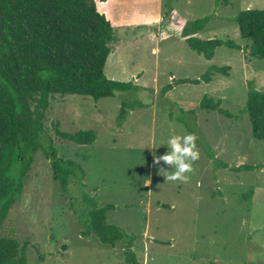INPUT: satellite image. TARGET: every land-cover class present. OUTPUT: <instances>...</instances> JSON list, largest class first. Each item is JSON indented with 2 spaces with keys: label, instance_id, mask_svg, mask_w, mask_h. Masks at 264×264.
<instances>
[{
  "label": "rangeland",
  "instance_id": "1",
  "mask_svg": "<svg viewBox=\"0 0 264 264\" xmlns=\"http://www.w3.org/2000/svg\"><path fill=\"white\" fill-rule=\"evenodd\" d=\"M165 1L98 3L114 29L105 75L134 88L98 100L78 94L49 98L44 149L35 153L2 226V235L26 248L28 264H126L124 239L111 246L83 235L82 193L97 198L99 206H115L107 222L136 236L132 250L141 264H264V140L253 137L245 111L248 81L264 92V59L245 52L251 41L231 20L245 9L264 10V0L173 1L172 14L184 20L211 16L199 38L231 39L242 47H218L210 60L179 36L161 37ZM211 65L228 66L230 74L216 73L208 83L173 84V78H200ZM170 83L173 88L162 92ZM205 95L221 99L231 116L199 109ZM123 102L135 106L119 125ZM56 127L91 129L97 139L81 146L59 137ZM188 133L229 168L215 167L198 146L188 179L167 182L159 169L170 166L155 163V156L166 154L170 135ZM51 146L58 157L82 165L83 187L71 184L67 195L61 192L52 178ZM240 164L260 167L230 169Z\"/></svg>",
  "mask_w": 264,
  "mask_h": 264
},
{
  "label": "trees",
  "instance_id": "2",
  "mask_svg": "<svg viewBox=\"0 0 264 264\" xmlns=\"http://www.w3.org/2000/svg\"><path fill=\"white\" fill-rule=\"evenodd\" d=\"M105 1L0 0V264H28L26 248L15 238L2 235V226L23 191L35 153L44 149L41 138L45 132L49 98L78 94L98 100L113 96L117 90L134 88L131 83L114 81L105 75L110 43L114 40L112 20L98 7V3ZM173 1H165L162 38L179 36L190 49L207 60L212 59L221 46L242 49L231 39L199 38L198 33L211 16L184 20L172 14ZM231 20L237 23L241 37L251 41L245 52L252 58L264 59V10L245 9ZM216 73L228 76L230 67L211 65L200 78H173L172 81L173 84L208 83ZM173 84L164 86L162 92L172 89ZM247 85L245 111L251 132L255 139L264 140V92L256 89L253 81L249 80ZM221 103V99L205 95L198 107L230 117ZM134 106L122 103L117 116L119 125ZM55 131L62 139L81 146L91 145L97 139L96 132L91 129L67 132L56 127ZM198 146L214 159L215 167L229 168L227 163L216 158L215 151L207 143L198 141ZM49 151L52 178L61 192L67 195L71 184L83 187L85 171L82 165L74 159L58 157L52 146ZM259 167L240 164L230 169L239 172ZM80 201L85 216L83 235L93 234L103 244L111 246L124 239L127 245L125 263L141 264L132 250L136 236L107 222V213L115 206H99L97 198L85 193ZM157 206L168 207L159 202Z\"/></svg>",
  "mask_w": 264,
  "mask_h": 264
},
{
  "label": "clouds",
  "instance_id": "3",
  "mask_svg": "<svg viewBox=\"0 0 264 264\" xmlns=\"http://www.w3.org/2000/svg\"><path fill=\"white\" fill-rule=\"evenodd\" d=\"M196 141L197 137L193 133L170 135L166 154L155 156V163L162 161L164 165L170 166L171 170L163 167L159 169V174L164 176L167 182H184L188 179L186 174L193 170V162L199 159Z\"/></svg>",
  "mask_w": 264,
  "mask_h": 264
}]
</instances>
